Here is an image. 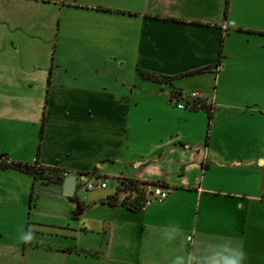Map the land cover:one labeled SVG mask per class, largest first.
<instances>
[{"label": "crops", "instance_id": "1", "mask_svg": "<svg viewBox=\"0 0 264 264\" xmlns=\"http://www.w3.org/2000/svg\"><path fill=\"white\" fill-rule=\"evenodd\" d=\"M243 3L0 0V45L39 44L51 58L0 61V158L52 170L44 180L0 167V212L29 219L0 234V264H172L225 241L243 249L244 264H264V48L227 43L264 25L238 21ZM180 89L212 99L211 114L167 102ZM67 172L162 180L169 191L131 207L108 201L118 181L86 191L77 181L64 200ZM37 182V197L51 191L41 203ZM173 227L184 235L168 242Z\"/></svg>", "mask_w": 264, "mask_h": 264}, {"label": "rangeland", "instance_id": "2", "mask_svg": "<svg viewBox=\"0 0 264 264\" xmlns=\"http://www.w3.org/2000/svg\"><path fill=\"white\" fill-rule=\"evenodd\" d=\"M243 4L245 5L246 10L241 16H236L238 21L243 22V23H250L254 25H264V0H244ZM227 43L229 47H232V50H234L235 52L239 50V47H242V49H245L248 47H255V48H258L259 50H262L264 48V33L259 32V31L256 32V31L250 30L249 28L237 29L229 33ZM49 57L50 55H49L48 50L40 47L39 44H36L32 48L22 49L21 51L18 50L17 48H13L11 44L10 45L6 44L5 47L3 45H0V61L2 62L3 61L14 62L15 60H21V62L23 63V62H26V60H39V61L50 60L51 58ZM259 60L261 62L259 63L258 70L261 73V67H264V51L263 53H261ZM31 63L32 61H29L28 65H31ZM236 69L237 67L235 66L233 68V71H235ZM237 72L241 74L242 71L238 70ZM231 75H234V73H231ZM237 79H238V76L237 74H235V80ZM262 80H264V76L262 77ZM46 82H47V78H46ZM230 84L233 85L232 87L233 89H236L238 82L234 81V82H231ZM36 86H37V82H36ZM261 86H264V82L261 83ZM214 89L215 88H213L212 90V94L214 93L213 92ZM212 97L213 96L211 95V98ZM167 102H168V97H167ZM174 106H178V105H174ZM217 108H219V106H217ZM207 124L208 125L210 124V122L208 123V120H207ZM191 135L195 137L194 133L190 134V136ZM260 174L262 177H264V167H262V170H260ZM87 177L88 179H91V176H87ZM103 177L104 178L102 179H105L108 182L107 188H109L110 190H114L116 181H118L117 177L116 176L114 177L108 174H104ZM85 182H86V179L84 177L80 178L78 180V185H77L78 189L85 190V191L89 190L86 187ZM39 184L40 183L37 182L35 186V200L41 203L42 198H44V200H47L45 198H50L48 196H49V193H51V191L45 189L46 191H44L42 195L37 197V194L41 192ZM125 194H126L125 192H121L119 193V196L123 197ZM60 196L64 200H70L69 195L62 194ZM37 208L38 209L36 213L39 214L40 216H44L48 212L46 209V205L43 207L39 206ZM16 210L18 209L15 208L12 210H4L3 212H0V234L2 233L1 240H7L10 236L21 233V231L24 230L23 228H25L27 222H24L23 220H29V219L28 217H16L18 216L16 214ZM57 218L59 220L64 219L63 217H57ZM41 255H42L41 253L38 254V259L41 258L40 257Z\"/></svg>", "mask_w": 264, "mask_h": 264}, {"label": "trees", "instance_id": "3", "mask_svg": "<svg viewBox=\"0 0 264 264\" xmlns=\"http://www.w3.org/2000/svg\"><path fill=\"white\" fill-rule=\"evenodd\" d=\"M143 75L149 77H156L154 74L150 73H142ZM190 106L192 107H204L208 110L209 115L211 114V103L206 102L202 98H197L191 100ZM0 167H15L21 170H25L31 172L34 176L41 178V179H49L50 173L52 172L50 167H44L38 164L36 161L34 162H27L21 160H13L8 159L6 157L0 158ZM54 169V167H53ZM118 182L116 185L117 192L113 193L109 196L108 201L114 203L119 199V193L127 192L121 199V201L127 203L131 207H139L141 204L140 198H143L146 194V187L148 185L156 184L158 186H165L168 185L167 182L162 180H148L142 178H133V177H124V176H117ZM135 190L138 191V196H135L133 199L131 198V192ZM118 193V194H117Z\"/></svg>", "mask_w": 264, "mask_h": 264}, {"label": "clouds", "instance_id": "4", "mask_svg": "<svg viewBox=\"0 0 264 264\" xmlns=\"http://www.w3.org/2000/svg\"><path fill=\"white\" fill-rule=\"evenodd\" d=\"M165 238L168 242L174 241L178 236L184 234L179 227H173L165 232ZM32 234L23 236L25 242L32 240ZM246 253L240 247H234L230 241L218 244H207L200 248L193 246V250L187 255L176 256L172 264H244Z\"/></svg>", "mask_w": 264, "mask_h": 264}, {"label": "built area", "instance_id": "5", "mask_svg": "<svg viewBox=\"0 0 264 264\" xmlns=\"http://www.w3.org/2000/svg\"><path fill=\"white\" fill-rule=\"evenodd\" d=\"M197 98H203V94L199 90L180 89L178 91H173L172 93H170V95L168 96V102L178 105L180 107H185L191 104V100L197 99ZM211 100H210V103H212ZM85 179H86L85 185L87 188L102 187L108 184V182L102 178H99L96 180L93 178L88 179L86 177ZM168 191L169 189L167 187H161L156 184L148 185L146 187L145 196L143 198H140L141 204L142 205L146 204L153 199L162 200L167 195ZM135 196H138V191L133 190L131 192V198L133 199Z\"/></svg>", "mask_w": 264, "mask_h": 264}, {"label": "water", "instance_id": "6", "mask_svg": "<svg viewBox=\"0 0 264 264\" xmlns=\"http://www.w3.org/2000/svg\"><path fill=\"white\" fill-rule=\"evenodd\" d=\"M79 177L76 173L67 172L62 183V193L72 195Z\"/></svg>", "mask_w": 264, "mask_h": 264}]
</instances>
